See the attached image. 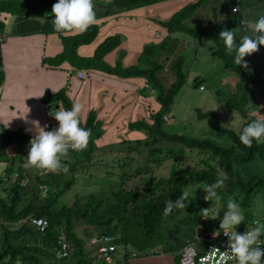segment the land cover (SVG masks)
<instances>
[{"label": "trees", "instance_id": "1", "mask_svg": "<svg viewBox=\"0 0 264 264\" xmlns=\"http://www.w3.org/2000/svg\"><path fill=\"white\" fill-rule=\"evenodd\" d=\"M158 1L160 0H111L102 5L107 4L110 7L117 5L122 10H129ZM201 1L187 4L173 13L169 20L163 22L171 23L168 35L164 38L154 37L155 42L145 44L135 65L113 68L105 66L102 70L105 71L104 73L115 74L121 78L143 77L155 90L153 95L155 94V100L159 103V108L150 114L151 124L142 119L131 124V127L145 134L143 139L122 140L118 144L103 148L99 154L96 153L95 141L103 133L100 121L95 119L93 111L89 112L83 122L80 120V127L91 130L88 146L84 151L69 149L68 157L63 159L62 163L67 164L72 171L77 168L86 170L93 161H96V156L100 160L108 154L122 155L117 160H121L120 164L123 163V167H126L127 162L128 165L127 169L119 174V185L111 192L113 198L111 201L106 199L103 193L90 192L86 196H76L71 206L61 205L57 208L61 196L74 185L75 177L73 175L65 177L62 171L45 172L44 175H35L34 185L23 184L27 176L21 150L30 147L29 142L33 135L22 130H5L0 135V164H7L0 174V184L4 176L7 178L6 185L0 186V264H93L98 254L97 244H92L91 240L98 239L102 235H110L113 237V243L124 245L126 256L131 251L148 254L157 253L162 249L177 250L189 237L188 234L200 232L205 228L211 229L220 224L217 218L201 220L203 209H209L210 217L209 207H213L210 203L216 200L215 198L212 201L204 200L206 193L201 187L211 185L224 177H227L226 187L217 189L218 196L226 199L220 211L222 213L226 211L229 200H234L240 205L244 221L236 226L239 232L250 225L253 219H257L259 224L260 221L264 223V175L254 173L245 175L243 170L247 163L257 158L264 160V141L253 140L252 147L248 148L239 139L243 127L251 120L264 119V58L258 52L252 57L245 56L244 59L249 64L245 69L234 63L235 53H227L223 41L219 38L218 30L185 25L184 21L189 17L188 15L191 16ZM18 2L19 4L22 2L25 6L19 8ZM30 4L31 0L27 2L0 0V11L5 9L30 14L32 12ZM27 6L29 7L26 8ZM229 10L230 15L247 20L244 7H241L239 0L233 1ZM259 17L254 19L257 21ZM175 25L194 38L205 36L215 40L217 48L212 50V54L222 59L224 69L238 75L239 79L233 84L234 87H231L227 81L229 93L221 98L226 107L241 114L243 121L238 132L225 126L213 111H202L199 108H196L197 117L199 119L210 117L213 120L212 126L219 141L185 134H171L162 129L165 122L163 115L172 110L174 98L187 78L195 88L203 81L201 75L193 76L191 71L187 73L184 70V59L180 54L175 56L170 68L168 67V72L174 73L173 82L161 77L160 73L163 72L164 65L153 63L152 66L148 62L144 63L145 52L157 54L173 49L170 40L172 38L168 36L171 35L170 30H173ZM238 33L253 35L251 28L245 31V26L241 24L236 31L237 45L243 35L238 36ZM84 36L83 42H91L96 36L95 26L90 32L85 31ZM105 41H100L96 45L94 59L92 58L91 61L101 58L102 51L106 49V46H102ZM114 41L117 45L119 40L114 39ZM257 58H262V69L257 68ZM0 68H2L1 54ZM84 71V82L96 78L95 70L88 68ZM2 79L4 73L0 70V82ZM47 102L54 104L56 100L50 98ZM248 106H251V110ZM254 108L263 111L258 114L259 110L256 113L253 111ZM64 109L71 108L65 104ZM15 145L20 151L14 152L15 154L11 156L6 149ZM176 154H181L183 157L174 161L173 156ZM168 159L171 162L167 174L156 176V169ZM142 175L141 190L125 187L129 179ZM13 176L16 178L15 181L12 179ZM44 185L47 186L46 190L42 187ZM186 189L194 192V197L188 202L186 209H174L170 215L165 216L166 202L169 199L175 200ZM32 216L44 217L48 221L45 232H39L30 224L29 218ZM78 221L93 227L92 232L85 231L86 237H90L87 242L75 230V223ZM172 223L174 229H169ZM185 226L188 227L185 234L187 236L181 239ZM60 227L66 229L72 250L67 257L56 259V235ZM168 238L175 244L165 242ZM127 246L131 247L129 248L131 250H127ZM101 262L104 264V261Z\"/></svg>", "mask_w": 264, "mask_h": 264}, {"label": "crops", "instance_id": "2", "mask_svg": "<svg viewBox=\"0 0 264 264\" xmlns=\"http://www.w3.org/2000/svg\"><path fill=\"white\" fill-rule=\"evenodd\" d=\"M195 1L197 0H161L146 6L122 10L117 5L103 6L102 3H107L106 0H93L96 20L87 30L90 32L95 26L96 36L89 43L82 41L85 32L55 30L52 6L58 0H31L30 14L1 10L0 54L4 79L0 86V126L3 124L8 128L3 132L22 130L33 135L32 130L36 133L33 121H39L40 126L46 129L48 117L56 120L54 116H48V113L51 115L53 110L64 109L65 104L72 108L74 103H80L84 106L80 120L84 121L89 112L93 111L95 119L99 120L102 126L103 133L95 141L97 154L101 153L103 148L118 144L122 140L143 139L145 134L131 127V124L140 119L151 124L150 113L159 108V103L151 97L153 94L145 87L146 79L121 78L102 70L105 66L113 68L136 64L143 46L155 42L154 34L157 31L161 32V37L168 35L169 24L163 22L169 20L175 10ZM247 3L244 10L250 6L249 2ZM263 3L264 0H259L252 8ZM204 5L202 0L191 16L188 15L184 24L192 28L195 24L197 26L199 20L203 19L199 14ZM214 14L212 11L206 13L208 22L210 20L208 26H212L210 18ZM9 15L16 16L17 20L13 30L6 32L3 21ZM221 16H224L223 9L217 16L218 24L221 23ZM170 31L171 35L168 37L172 38L171 42L177 43L176 47H173L176 50L181 44L179 42L183 43L187 39L185 34L188 33L182 30H179V33ZM114 39L119 40L117 45ZM100 41H105L102 46H106V49L102 51L99 60L91 61L95 54L94 48ZM168 67L169 65H164L160 75L166 81H173L174 73L168 72ZM88 68L95 70L97 75L96 78L84 82L76 76V71ZM196 74L195 72L193 76ZM50 98L55 99L56 103L47 102ZM27 103H30V106H27ZM31 112L34 114H30ZM217 225L204 230H216ZM188 235L187 239H190L192 235ZM132 253L135 252L131 251L126 256V248H122L113 253V262L179 264L178 249H162L157 253L148 254Z\"/></svg>", "mask_w": 264, "mask_h": 264}, {"label": "rangeland", "instance_id": "3", "mask_svg": "<svg viewBox=\"0 0 264 264\" xmlns=\"http://www.w3.org/2000/svg\"><path fill=\"white\" fill-rule=\"evenodd\" d=\"M204 6L200 8V14L199 16L203 17V19L199 20V23L194 25V27H200L204 29H214L217 27L216 30L220 33L222 30L227 29H234V28H240V21L241 19L235 16L230 15L229 8L231 7V4H233V1L237 0H203ZM259 0H239V4L241 7H245L246 2H249V8L245 9L247 21L250 23L256 22L254 19L255 17L264 15V3L261 6H258L256 8H252L254 4ZM27 2V0H26ZM25 5L20 2H18V7L23 8ZM223 9L224 16H221V23L218 24V14ZM179 9L175 10L173 13L178 11ZM212 11L215 13L213 16H211L212 26H208L210 23V20L208 22L206 13ZM171 24V23H167ZM174 33H179L177 26L173 27ZM236 33V31H234ZM185 37L187 39L181 43L176 50L170 49L166 50L163 53H157V54H148L144 53L143 56L146 58V62H148L149 65L153 66V63H160L162 65H170L172 64L175 56L177 54H180L183 56L184 62H183V68L184 70L188 72H192L193 74L196 72L198 75H201L204 77L203 85L205 86L204 90H199L198 87H193L191 85V80H186L183 87L181 88L180 92L176 95L174 98V104L171 110V117L166 120L163 125L162 129L168 133H178V134H185L189 136L194 137H200V138H212L214 140L219 141V137L216 136V131L212 126L213 120L210 117H206L204 119H199L197 117V111L196 108L201 109L202 111H213L217 117L220 119V121L227 127L233 129L235 132H238L239 128L242 124V116L241 114L236 111L232 110L228 107H226L223 104V101H221V98L224 97L228 91L227 81H229V85L231 87H234L233 84L237 82L239 79L238 75L234 72L224 69L223 68V61L220 57L217 55L212 54V50H215L217 48V42L213 39L206 38L205 36H202L200 38H194L188 34H185ZM259 51L258 53H261V57L264 58V46H258ZM170 48V47H169ZM174 51V53L172 52ZM255 55L254 53L248 57H252ZM258 57V56H257ZM257 68L262 69V58H257ZM0 70L3 71L2 68ZM250 70H253L250 68ZM4 72V71H3ZM190 79V78H189ZM161 81H163L161 79ZM174 81V80H173ZM172 81V82H173ZM171 82V83H172ZM3 83V79L0 82ZM170 83V84H171ZM0 84V86H1ZM169 84V85H170ZM234 90V88H232ZM151 97L155 98V94L151 95ZM27 106H30V103H27ZM259 109L254 108L253 111L256 112ZM16 111L18 113V106L16 108ZM263 110L260 109L258 111L262 112ZM55 114V112H52ZM257 113V112H256ZM34 114V113H30ZM1 115V113H0ZM1 119V118H0ZM48 128L51 130L53 128L52 125H48ZM4 129H8L3 124L0 126V134L4 131ZM45 130H48L47 127ZM32 134L35 135L36 133L34 130H32ZM221 139V138H220ZM18 146H11L9 149H6L7 153H9L11 156H13L16 152H19L20 149H18ZM30 147L21 150L23 153V164L26 162L27 154ZM15 152V153H14ZM119 156L122 157V155L115 154L111 155L108 154L104 156L102 159H98L96 156V161H93V163L85 170L81 168H77L76 170L72 171L70 168L67 173H64L65 177L73 175L75 177V183L74 185L65 192L61 198L59 199V203L56 206L57 208L61 205H67L71 206L76 196H86L90 192H94L96 194L103 193L105 195V198L108 200H112L111 192L113 190H116L119 185V174L122 170L127 169L128 162L126 163V167H123L124 164H120L121 160H117ZM171 160H166L162 166L156 169L155 175L156 176H163L166 175L168 172V168L170 166ZM5 164V163H1ZM244 174H258V175H264V160L262 159H255L254 161L247 163L244 168ZM3 170H0V174H2ZM26 176L24 183L28 184L29 186H32L36 183L35 175L41 174L44 175V170H39L36 168H25ZM15 176H13L14 178ZM142 176H137L129 179L125 187L126 188H136L138 190L142 189V182L141 178ZM16 178L14 179V181ZM110 181V182H109ZM116 182V183H115ZM6 180H4L0 186L6 185ZM27 185V186H28ZM43 187V186H42ZM6 196V194H4ZM205 200V199H204ZM226 199H216L213 203L210 204L213 207H209L211 209L210 217L215 215L217 212L218 217L217 219L220 220V223L222 221L224 213L220 211L222 204L225 203ZM207 201V200H206ZM75 230L79 236H81L85 242L90 239V237H86L85 231L87 233H90L93 231V227L90 225H87L81 221H78L75 223ZM261 225H264L263 222L260 221ZM174 223H172L171 227L169 226V229L173 228ZM219 227V224L217 225ZM182 231L181 239L185 237V234L187 232V226H185ZM193 234V233H192ZM191 234V235H192ZM96 238H92V244L96 242ZM165 242H169L168 244H175L170 238H168ZM124 245L118 244L117 245V251L122 250ZM128 248H131L127 246ZM264 262V258H262L261 264ZM20 264V263H16Z\"/></svg>", "mask_w": 264, "mask_h": 264}, {"label": "clouds", "instance_id": "4", "mask_svg": "<svg viewBox=\"0 0 264 264\" xmlns=\"http://www.w3.org/2000/svg\"><path fill=\"white\" fill-rule=\"evenodd\" d=\"M106 2H108V0H106ZM52 13L54 14L53 25L57 32L83 33L93 25L96 20L93 0H58V2L54 3L52 6ZM16 20V16L9 15L7 19L3 21L6 32H11L13 30ZM240 24L245 26V31L251 28L253 35H243L238 45L236 33L233 30L220 31L219 38L223 41L228 54L235 53L234 63L247 69L249 64L248 61L244 59L245 56H250L258 52V46L264 45V15L260 16L254 23L242 19ZM166 36L167 35L164 37ZM154 37H161V32L157 31ZM171 45L172 47H176L177 43L171 42ZM78 71L81 70L76 71V76ZM84 78L85 77L81 79ZM202 80H204V77ZM145 87L151 94L154 93L155 90L150 87L147 82H145ZM198 88L199 90H204L205 86L203 85V81ZM53 91L55 92L56 90ZM248 107L249 110H251V106ZM83 108L84 106L82 104L74 103L70 110L62 108H59L58 111L53 110L55 114L51 113V115L58 121V128L52 130H45V128L40 126L39 121H33L32 123L36 134L30 139V149L23 167L36 168L47 172L58 173L63 171L67 173L69 166L63 164L62 160L68 157L69 149L73 151H84L91 137L90 129L80 127V113ZM166 114H170L169 118L172 115L171 111ZM166 114L163 115L164 121L169 119L164 118ZM239 139L248 148L252 147L253 140L257 142L264 141V119L251 120V122L243 127ZM6 167L7 164H0V170ZM226 179L227 177L220 178L211 185L202 186L201 188H203L206 193L204 199L208 201H212L214 198L219 199L220 197L218 196L217 189L226 187ZM193 197L194 192H190L187 189L183 190L181 195L175 200L169 199L166 202L164 215H170L174 209H186L188 202H190ZM208 211L209 209L202 210L204 218L216 219L218 217L219 212L209 217ZM243 221L244 215L240 205L234 200H229L227 202V209L224 211L222 221L219 224V230L228 237L227 247L221 251L220 248L213 246L212 249L208 251L209 255L204 261V264H228L229 260L235 261L236 264H261L262 258H264V249L260 248L262 242L259 238L264 234V225L257 222L256 227L240 233L236 231V226L240 225ZM219 234L220 231L214 232L213 238Z\"/></svg>", "mask_w": 264, "mask_h": 264}, {"label": "built area", "instance_id": "5", "mask_svg": "<svg viewBox=\"0 0 264 264\" xmlns=\"http://www.w3.org/2000/svg\"><path fill=\"white\" fill-rule=\"evenodd\" d=\"M77 76L79 78L85 77V72L83 70L77 72ZM48 116H53L48 113ZM170 114H166L164 116L165 119H168ZM48 125H52L53 128H57L58 121L52 120L48 117ZM51 129V130H52ZM13 180L15 178H12ZM7 180L6 176H4L3 181ZM2 181V182H3ZM1 182V183H2ZM24 184V182H23ZM43 189L46 190L47 186L44 185ZM204 220V217H202ZM30 224H32L39 232H45L46 228L48 227V221L44 217H37L32 216L29 218ZM257 219H253L246 228L243 229V233L247 230H250L257 226ZM216 231H220V234L213 238V233ZM236 231L238 229L236 228ZM239 232V231H238ZM262 244L260 245L261 249H264V234L261 235L259 238ZM97 244V254L98 258L101 261H104V264H113V253L117 251V245L113 243V237L110 235H102L98 238L95 242ZM56 244L57 249L55 251V258L61 259L65 258L69 255L72 250L71 244L67 238L66 229L64 227H60L58 233L56 235ZM228 244V237H226L219 227L216 230H202L200 232H195L192 234L190 239H187L179 248H178V255H179V264H204V261L207 259L209 253L208 251L212 249L213 246H216L223 251ZM135 255V253H132ZM97 258V259H98ZM94 259L93 264H103L100 260ZM228 264H236L235 261L229 260Z\"/></svg>", "mask_w": 264, "mask_h": 264}, {"label": "water", "instance_id": "6", "mask_svg": "<svg viewBox=\"0 0 264 264\" xmlns=\"http://www.w3.org/2000/svg\"><path fill=\"white\" fill-rule=\"evenodd\" d=\"M56 108L58 107V105L55 106ZM183 156L181 154H176L173 156V160L174 161H177V160H180Z\"/></svg>", "mask_w": 264, "mask_h": 264}]
</instances>
